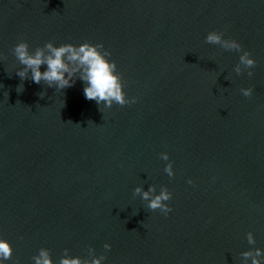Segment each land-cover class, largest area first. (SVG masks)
I'll use <instances>...</instances> for the list:
<instances>
[{
  "label": "water",
  "instance_id": "1",
  "mask_svg": "<svg viewBox=\"0 0 264 264\" xmlns=\"http://www.w3.org/2000/svg\"><path fill=\"white\" fill-rule=\"evenodd\" d=\"M0 264H264V0H0Z\"/></svg>",
  "mask_w": 264,
  "mask_h": 264
}]
</instances>
